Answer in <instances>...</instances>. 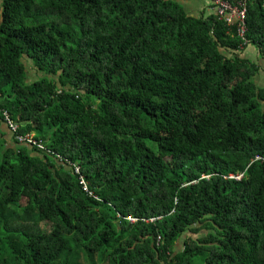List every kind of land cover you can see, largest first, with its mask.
Segmentation results:
<instances>
[{"label": "trees", "instance_id": "trees-1", "mask_svg": "<svg viewBox=\"0 0 264 264\" xmlns=\"http://www.w3.org/2000/svg\"><path fill=\"white\" fill-rule=\"evenodd\" d=\"M190 1L0 0V264H264V0Z\"/></svg>", "mask_w": 264, "mask_h": 264}, {"label": "built area", "instance_id": "built-area-1", "mask_svg": "<svg viewBox=\"0 0 264 264\" xmlns=\"http://www.w3.org/2000/svg\"><path fill=\"white\" fill-rule=\"evenodd\" d=\"M214 3L217 6V15L220 18H224L230 24H234L235 22L238 23L237 25L238 35L240 38L246 41L245 39V34L247 32V29L245 28V20L247 17L246 6L239 5L240 7H235L232 6L230 3L224 2L222 0H216L214 1ZM8 123L13 130H16L15 125H13L10 122ZM19 140L22 142L26 141L27 144L37 145L40 149H43V146L39 142H36L32 136L25 138L20 137ZM258 158L264 160V158L261 157Z\"/></svg>", "mask_w": 264, "mask_h": 264}, {"label": "crops", "instance_id": "crops-1", "mask_svg": "<svg viewBox=\"0 0 264 264\" xmlns=\"http://www.w3.org/2000/svg\"><path fill=\"white\" fill-rule=\"evenodd\" d=\"M196 2L200 3V7L196 9L195 11H198V15L195 13H190L193 16L201 17V15L206 14L207 16L211 14H215V11L210 7L211 2L208 1H199L195 0ZM188 3V2H187ZM186 3V4H187ZM232 53L238 55L242 59H246L252 63H254L257 66V72L254 76V79H262L264 81V57H261L260 54L256 51V49L252 46H247L246 48H239V50L232 51ZM264 85V82H263ZM1 131L6 134L7 140L11 141L12 136L10 132L7 130L5 125H1Z\"/></svg>", "mask_w": 264, "mask_h": 264}, {"label": "rangeland", "instance_id": "rangeland-1", "mask_svg": "<svg viewBox=\"0 0 264 264\" xmlns=\"http://www.w3.org/2000/svg\"><path fill=\"white\" fill-rule=\"evenodd\" d=\"M205 1L210 2L209 0H205ZM199 7H200V3L196 2V1H190L186 4V9L192 13H195L196 15H198V11H195V10L198 9ZM232 51L233 50H231V52ZM23 62L25 64L26 70H27V77H26L27 83L34 82V81H36V79L38 77L42 76V73H40V71L37 70V68L34 66L31 59L25 58V59H23ZM254 81L259 88L264 87V85H263L264 81L261 78L260 79H254Z\"/></svg>", "mask_w": 264, "mask_h": 264}]
</instances>
